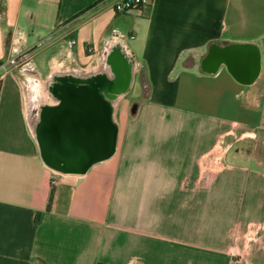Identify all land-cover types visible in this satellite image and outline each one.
Instances as JSON below:
<instances>
[{"label": "crops", "instance_id": "obj_1", "mask_svg": "<svg viewBox=\"0 0 264 264\" xmlns=\"http://www.w3.org/2000/svg\"><path fill=\"white\" fill-rule=\"evenodd\" d=\"M114 3L0 0V264H204L214 257L203 246L213 205L202 202L199 184L219 177L214 164L225 144L229 151L247 133L264 132V0H154L129 12ZM114 33L136 58L132 87L110 120L114 149L103 150L107 123L90 121L81 136L66 138L95 148L85 153L87 168L60 173L45 158L30 103H38L37 122L45 108L52 116L60 100L46 90L49 74L95 67ZM244 46L236 59L260 56L258 71L221 58Z\"/></svg>", "mask_w": 264, "mask_h": 264}, {"label": "rangeland", "instance_id": "obj_2", "mask_svg": "<svg viewBox=\"0 0 264 264\" xmlns=\"http://www.w3.org/2000/svg\"><path fill=\"white\" fill-rule=\"evenodd\" d=\"M44 57H37L42 71L47 69ZM226 150L228 144L219 150L214 164L213 174L219 177L199 184L204 190L202 202L213 205L214 213L203 221L204 251H215L214 257L204 254V264H264V132L247 133Z\"/></svg>", "mask_w": 264, "mask_h": 264}, {"label": "water", "instance_id": "obj_3", "mask_svg": "<svg viewBox=\"0 0 264 264\" xmlns=\"http://www.w3.org/2000/svg\"><path fill=\"white\" fill-rule=\"evenodd\" d=\"M243 49L247 50L248 48L245 46L243 48L232 47L230 50L223 51L221 58L232 64L235 63L237 69L240 68V64H248L258 71L261 61L260 56L253 55L252 60L244 62V64L236 59L243 55ZM97 61L95 67L87 70L70 68L51 72L46 83V90L53 92V86L60 83L68 86L81 83L92 87L101 82L103 91L107 95L105 99L106 111L104 112V119L107 123V144L103 150L105 154L109 155L114 149L113 141L111 140L110 120L121 97L132 87L136 58L127 39L122 34L114 33L105 41ZM108 76H117V79L111 80ZM245 83L249 84L250 82ZM37 106L38 103L33 97L29 108L30 120L43 144V151L48 164L63 174L83 173L87 168V164L84 162L85 153L93 152L95 148H85L80 142L67 144L66 130L63 135L58 137L50 130H46L35 119ZM77 134L75 133L74 136H77Z\"/></svg>", "mask_w": 264, "mask_h": 264}, {"label": "flooded vegetation", "instance_id": "obj_4", "mask_svg": "<svg viewBox=\"0 0 264 264\" xmlns=\"http://www.w3.org/2000/svg\"><path fill=\"white\" fill-rule=\"evenodd\" d=\"M108 78L116 80L117 76H108ZM53 92L59 95V104L53 108L52 116L45 108L39 123L45 128L51 127L55 136L63 135L65 130L69 137L75 133L81 136L83 129L89 126L90 121L93 125L100 126L106 123L104 112L107 95L103 91L101 82L92 87L81 83L72 86L55 84Z\"/></svg>", "mask_w": 264, "mask_h": 264}, {"label": "built area", "instance_id": "obj_5", "mask_svg": "<svg viewBox=\"0 0 264 264\" xmlns=\"http://www.w3.org/2000/svg\"><path fill=\"white\" fill-rule=\"evenodd\" d=\"M154 0H115L114 6L118 12H129V11H139L146 7L152 6ZM76 43V40H71L69 42V47L72 48ZM3 88V75H0V95ZM56 182V179H52V184Z\"/></svg>", "mask_w": 264, "mask_h": 264}, {"label": "trees", "instance_id": "obj_6", "mask_svg": "<svg viewBox=\"0 0 264 264\" xmlns=\"http://www.w3.org/2000/svg\"><path fill=\"white\" fill-rule=\"evenodd\" d=\"M55 192H56V188L55 186L52 187L51 192H50V197H49V202H48V206H47V211L51 210L53 202H54V197H55Z\"/></svg>", "mask_w": 264, "mask_h": 264}, {"label": "bare ground", "instance_id": "obj_7", "mask_svg": "<svg viewBox=\"0 0 264 264\" xmlns=\"http://www.w3.org/2000/svg\"><path fill=\"white\" fill-rule=\"evenodd\" d=\"M30 88H31L33 91H37V92H39V91L42 89L39 85H35V84H33V83H31Z\"/></svg>", "mask_w": 264, "mask_h": 264}]
</instances>
